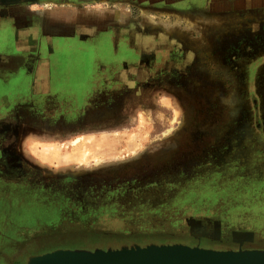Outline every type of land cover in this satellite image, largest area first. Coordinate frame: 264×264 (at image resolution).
I'll return each mask as SVG.
<instances>
[{
  "label": "rangeland",
  "instance_id": "374dc122",
  "mask_svg": "<svg viewBox=\"0 0 264 264\" xmlns=\"http://www.w3.org/2000/svg\"><path fill=\"white\" fill-rule=\"evenodd\" d=\"M89 6L130 12L132 59L102 78L116 105H42L40 129L0 126V155L27 134L24 157H0V264L130 243L264 248V0Z\"/></svg>",
  "mask_w": 264,
  "mask_h": 264
},
{
  "label": "crops",
  "instance_id": "0c3cea01",
  "mask_svg": "<svg viewBox=\"0 0 264 264\" xmlns=\"http://www.w3.org/2000/svg\"><path fill=\"white\" fill-rule=\"evenodd\" d=\"M97 1L102 0L0 4V126L6 131L25 124L40 129L42 105H116L104 100L108 92L100 86L102 78L119 76V63L121 70L128 68L122 63L132 59L127 52L134 45L133 22L124 7H87ZM26 135H10L11 145L4 134L3 142L10 143L5 155L24 157Z\"/></svg>",
  "mask_w": 264,
  "mask_h": 264
},
{
  "label": "water",
  "instance_id": "95a60500",
  "mask_svg": "<svg viewBox=\"0 0 264 264\" xmlns=\"http://www.w3.org/2000/svg\"><path fill=\"white\" fill-rule=\"evenodd\" d=\"M23 0H0L2 3ZM26 264H264V248L216 249L172 243H130L105 248H57L31 255Z\"/></svg>",
  "mask_w": 264,
  "mask_h": 264
},
{
  "label": "flooded vegetation",
  "instance_id": "af4514ba",
  "mask_svg": "<svg viewBox=\"0 0 264 264\" xmlns=\"http://www.w3.org/2000/svg\"><path fill=\"white\" fill-rule=\"evenodd\" d=\"M239 246H237V247H235V248H238ZM241 247V246H240ZM242 248H244V247H242ZM232 249H234V248H232Z\"/></svg>",
  "mask_w": 264,
  "mask_h": 264
}]
</instances>
